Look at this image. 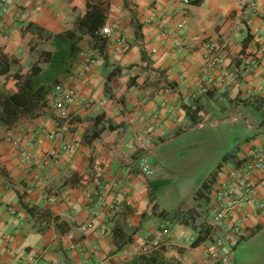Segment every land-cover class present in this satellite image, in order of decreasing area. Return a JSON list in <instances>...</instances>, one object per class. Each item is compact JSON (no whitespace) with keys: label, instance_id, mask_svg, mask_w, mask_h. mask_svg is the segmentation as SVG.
<instances>
[{"label":"crops","instance_id":"1","mask_svg":"<svg viewBox=\"0 0 264 264\" xmlns=\"http://www.w3.org/2000/svg\"><path fill=\"white\" fill-rule=\"evenodd\" d=\"M8 2L10 12L0 20V52L14 60L9 73L0 75V91L7 94L16 89L12 77L18 70L25 74L40 54L53 52L49 43L38 42L37 35L26 29L27 25L58 34L73 29L76 18L89 4L102 3L106 6L102 27L115 21L116 28L112 37L103 38V54L91 47L89 36L79 44L80 54L72 70L74 78L64 83L77 93V98L66 104L70 115L66 131L65 122L50 107L51 96L36 119H22L10 127L0 124V264H18L17 259L32 258L36 259L35 264H128L141 253L157 250H152L149 243L161 228L170 231V238L159 249L168 262L207 264L206 255L213 250V238L194 246L197 229L181 224L179 218L192 215L197 223H205L207 205L195 194L212 170L197 187L187 189L190 191L187 197H183V188H179L176 199L167 201L165 208L156 203V188L149 177L154 174L152 166L159 164L165 155V147L194 128H202L203 120L210 117H216L213 126L239 128L246 124L243 143L226 152L235 151L236 160H244L238 168L248 162L251 152L264 150V115L259 119L251 115L253 110L264 114V0H257L256 11L249 16L250 23L242 27L244 20L238 0H203L198 6L187 7L178 1L165 0ZM152 10H156V19L147 22ZM16 12L19 18L15 17ZM179 22L186 23L187 31L182 47L176 48L171 39L162 41L159 33L172 31ZM208 40L229 41L221 53L224 65L231 67L240 63L241 57H253L256 66L235 88L193 97L203 64L200 47ZM88 54H92L96 63L83 71ZM39 66L47 68L46 64ZM116 69L119 72L107 81ZM131 75L137 77L139 84L122 91ZM165 81L175 84V88L158 93ZM188 105L200 107L196 124L188 120L183 110ZM120 115L123 120L120 129H105L90 148L86 146L87 134L108 123L114 125ZM252 118L256 119L254 123ZM43 130L47 134L59 132L61 141L41 133ZM9 136L20 137L24 143L32 142L31 163L23 159L20 148L7 141ZM60 144L69 145L71 151L63 152L54 162H46L48 152ZM141 158L146 159L152 175L141 174L138 165ZM238 168L231 162L223 164L211 188L227 182ZM72 175L77 179L71 181ZM263 176L264 172L254 177L251 196L240 201L226 221V231L212 235L219 238L228 232L226 244L235 264H264ZM99 188H106L101 207L95 204ZM150 191L158 209L165 211V218L146 214ZM18 194L57 216L69 230L59 233L53 223L35 224L20 207ZM116 201L118 207L113 209L111 205ZM115 226L135 230L132 241L119 250L113 240ZM71 246L75 249H70ZM240 252L244 253V260L236 263Z\"/></svg>","mask_w":264,"mask_h":264},{"label":"trees","instance_id":"2","mask_svg":"<svg viewBox=\"0 0 264 264\" xmlns=\"http://www.w3.org/2000/svg\"><path fill=\"white\" fill-rule=\"evenodd\" d=\"M203 0H192L191 4L198 6ZM106 17V6L102 3L89 4L85 11L76 18L73 29L67 30L58 34H53L44 31L43 29L27 25L26 29L37 35L40 44L49 43L53 48L51 54L39 55L37 61L23 74L22 70H18L13 75V80L16 85L14 93L7 94L0 91V124L10 127L17 123L19 120H33L42 114L44 109L48 106L49 96L55 91L57 87L64 83L65 79L72 74L74 64L80 54L79 44L85 36L92 38V48L99 50L101 54L105 51L104 39L99 36V29L103 26ZM32 47H29L31 52ZM14 60L9 59L6 55L0 52V75L9 73L10 65ZM46 64L47 68L43 70L39 65ZM119 72V69L112 71L107 81ZM137 77L131 75L130 80L122 91H127L129 88L137 85ZM175 84L171 82H163L158 88V93L167 92L175 88ZM186 117L192 124L198 122L197 114L200 111L199 106L188 105L183 106ZM123 125L121 115L115 119V124L108 123L106 127L100 130L93 131L84 137V142L90 148L91 142L97 139L102 131L108 129L114 131L120 129ZM179 134V132H178ZM234 152L226 153L217 164L214 170L203 181L200 189L196 192L197 199H203L205 205H208L210 199V192L212 186L216 181L219 168L226 163H233L238 168L244 160H236ZM91 159V156H90ZM77 177L72 175V180ZM79 180V179H78ZM144 185L148 187L147 181L142 178ZM18 202L20 207L26 211L32 218L35 224L53 223L55 232L65 233L69 230L67 224L59 221L57 216H52L48 210L39 209L35 205L28 203L24 194H18ZM150 201L146 214L157 215V217L165 218L166 213L164 210L158 209L154 199L151 198L152 193L149 192ZM206 218V216H205ZM196 218L192 215L190 217L179 218V222L186 226L192 225L198 231V238L193 244L194 246L209 238L210 230L205 223H197ZM135 230H126L123 226H115L113 228V240L116 249L128 245L132 241V236ZM160 249V248H159ZM157 249L155 252H144L139 254L128 264H171L168 262L161 250Z\"/></svg>","mask_w":264,"mask_h":264},{"label":"built area","instance_id":"3","mask_svg":"<svg viewBox=\"0 0 264 264\" xmlns=\"http://www.w3.org/2000/svg\"><path fill=\"white\" fill-rule=\"evenodd\" d=\"M166 2L172 3L178 1L184 7L191 5L192 0H165ZM257 0H238L240 4L241 17L244 22H241L240 27L246 26L250 23L249 16L254 14L256 11ZM10 12L8 0H0V20L4 18ZM15 17L19 18L20 14L15 13ZM156 19V10H152L150 17L147 22H152ZM115 26V21H112L109 26H104L99 30V36L101 38H107L113 36ZM187 31V25L185 22H179L175 24L172 31L162 30L159 33V37L162 41L166 39H171L176 48H181L183 45V38ZM257 30L254 31L256 33ZM229 41L223 40L222 42H216L213 40L205 41L201 44L200 52L202 54L203 64L199 69L197 74V86L196 92L193 97L208 95L211 92H226L231 88H235L240 84V81L253 73L256 66L253 57H241L240 63H236L231 67L224 65V60L221 57V53L225 51L228 46ZM92 54H88L85 57L83 64V71L90 66L95 64ZM73 75L68 76L66 81L70 82L73 80ZM61 84L55 89V91L50 95V107L55 111L56 116L64 121V130H67V125L69 124L70 115L67 112L66 104L68 100H75L77 98V93L75 89L66 84ZM41 133L48 135L52 139L61 141L62 137L59 132L48 133L43 130ZM7 141L12 143L15 147L20 148V154L27 163H31V156L29 154V149L32 147V142H23L20 137L9 136ZM24 143V144H23ZM71 151V147L66 144H60L59 147L54 148L48 152L46 156V162H54L57 160L63 152ZM46 162L43 163L41 168H44ZM139 169L143 176L152 175V171L146 163L145 158H141L139 163ZM264 172V150H258L251 152L249 154V160L245 163L243 167L235 169L229 180L218 188L212 189L210 192V199L207 205V214L205 218V225L210 230L209 238H213L212 248L213 250L208 251L206 255L207 264H233L232 262V251L231 248L227 246L226 239H229L228 232L222 237H212L213 232L216 231H226V221L235 211V209L240 204V201L248 196L254 188V177L258 174ZM264 183V176L261 178ZM107 187V185L105 186ZM99 191L95 192L96 196V206L101 207L105 203V193L104 189L99 188ZM111 207L116 209L118 207L117 201L112 203ZM7 212H11L7 208ZM239 225L237 226V229ZM236 229V230H237ZM170 238V231L167 228H161L157 230L149 243V247L153 249L161 248L165 242ZM7 243V241H6ZM70 249L74 250L75 246H71ZM18 264H35L36 259L32 258L30 260L17 259Z\"/></svg>","mask_w":264,"mask_h":264},{"label":"rangeland","instance_id":"4","mask_svg":"<svg viewBox=\"0 0 264 264\" xmlns=\"http://www.w3.org/2000/svg\"><path fill=\"white\" fill-rule=\"evenodd\" d=\"M254 114L257 119L264 115L257 110H253L251 115ZM215 118L204 119L202 128H194L175 139L173 144L165 147L160 163L152 166L154 174L149 179L156 188L155 199L161 208L166 207L167 201L176 199L175 192L179 188H183V197H187L190 192L187 189L202 183L224 153L243 143L246 124L242 123L239 128H227L221 124L213 126ZM255 120L252 118V123ZM241 260H244L243 252L237 254L236 263Z\"/></svg>","mask_w":264,"mask_h":264}]
</instances>
